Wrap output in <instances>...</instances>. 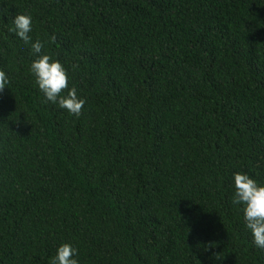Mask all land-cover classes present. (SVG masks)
Returning a JSON list of instances; mask_svg holds the SVG:
<instances>
[{
	"label": "trees",
	"instance_id": "1",
	"mask_svg": "<svg viewBox=\"0 0 264 264\" xmlns=\"http://www.w3.org/2000/svg\"><path fill=\"white\" fill-rule=\"evenodd\" d=\"M33 39L85 104L42 102ZM72 65L76 67L73 68ZM0 264H264L230 203L264 182V0H0Z\"/></svg>",
	"mask_w": 264,
	"mask_h": 264
},
{
	"label": "clouds",
	"instance_id": "2",
	"mask_svg": "<svg viewBox=\"0 0 264 264\" xmlns=\"http://www.w3.org/2000/svg\"><path fill=\"white\" fill-rule=\"evenodd\" d=\"M7 30L29 47L33 56L28 71L42 97V102L53 104L69 115L79 116L85 99L76 87L69 85L68 69L52 58L45 48V41L33 39V19L30 13H17L11 18ZM75 68V65H72ZM9 85L6 72L0 69V91ZM230 203L241 212L244 227L251 236V244L264 251V182H258L248 172L237 171L231 177ZM78 250L68 242L59 244L49 264H79Z\"/></svg>",
	"mask_w": 264,
	"mask_h": 264
}]
</instances>
